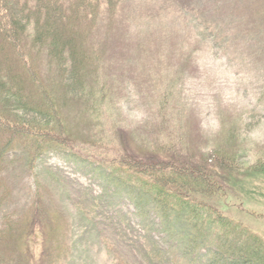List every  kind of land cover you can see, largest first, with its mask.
I'll return each mask as SVG.
<instances>
[{
  "label": "rangeland",
  "instance_id": "374dc122",
  "mask_svg": "<svg viewBox=\"0 0 264 264\" xmlns=\"http://www.w3.org/2000/svg\"><path fill=\"white\" fill-rule=\"evenodd\" d=\"M88 44L97 58L89 81L105 98L90 111L62 103L75 152L46 151L29 169L19 148L4 173L12 194L0 224L5 215L31 219L37 198L46 208L15 264H48L54 241L62 248L54 264H207L222 222L264 240V0H122L111 16L97 15ZM39 70L50 85L53 70ZM163 144L181 156L232 151L231 164L214 162L223 191L206 196L232 220H198L197 232L183 208L165 222L115 179L112 159L132 162L121 152ZM51 214L59 232L49 237L42 226Z\"/></svg>",
  "mask_w": 264,
  "mask_h": 264
},
{
  "label": "trees",
  "instance_id": "16d2710c",
  "mask_svg": "<svg viewBox=\"0 0 264 264\" xmlns=\"http://www.w3.org/2000/svg\"><path fill=\"white\" fill-rule=\"evenodd\" d=\"M121 1L0 0V206L12 194L4 173L19 148L28 154L29 169L46 151L58 148L75 152L73 131L61 108L64 102L74 99L72 103L85 102L83 111L98 110L99 101L105 98V92L89 81L97 58L92 52L95 50L89 48L88 35L97 15L106 9L111 16ZM44 64L53 70L55 78L50 85L43 84L45 75L39 70ZM169 146L173 148L163 144L141 155L121 152L120 158L129 156L132 162L121 165L112 159L110 169L137 198H148L165 222L180 217L179 212L187 208L188 219L194 221L193 228L198 232V220L213 218L216 222L219 217H227L219 208L213 212L214 206L207 198L223 191L214 162L220 157V162L231 164L232 151L224 157L214 149L199 156H181L173 154ZM44 208V201L37 198L29 209L35 210L31 219H26L28 212L4 216L0 224V264H15L32 219H36L37 212L41 216ZM46 220L42 227L47 236L56 235L59 226H53L54 216ZM220 225L222 231L210 248L207 264H264V240L260 236L241 223ZM223 229L233 233L225 236ZM223 235L230 242H223ZM47 253L46 262L54 264L62 248L54 241Z\"/></svg>",
  "mask_w": 264,
  "mask_h": 264
}]
</instances>
